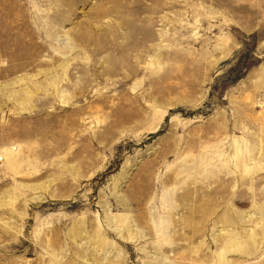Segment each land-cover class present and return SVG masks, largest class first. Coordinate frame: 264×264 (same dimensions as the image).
I'll return each instance as SVG.
<instances>
[{
	"label": "rangeland",
	"instance_id": "1",
	"mask_svg": "<svg viewBox=\"0 0 264 264\" xmlns=\"http://www.w3.org/2000/svg\"><path fill=\"white\" fill-rule=\"evenodd\" d=\"M0 264H264V0H0Z\"/></svg>",
	"mask_w": 264,
	"mask_h": 264
},
{
	"label": "bare ground",
	"instance_id": "2",
	"mask_svg": "<svg viewBox=\"0 0 264 264\" xmlns=\"http://www.w3.org/2000/svg\"><path fill=\"white\" fill-rule=\"evenodd\" d=\"M8 152L11 153L10 151H7V153H8Z\"/></svg>",
	"mask_w": 264,
	"mask_h": 264
}]
</instances>
